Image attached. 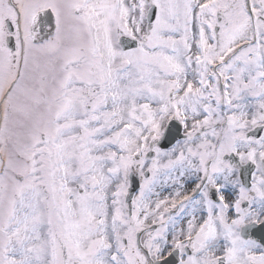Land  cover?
<instances>
[{"label": "snow or ice", "instance_id": "6c2138e0", "mask_svg": "<svg viewBox=\"0 0 264 264\" xmlns=\"http://www.w3.org/2000/svg\"><path fill=\"white\" fill-rule=\"evenodd\" d=\"M0 264H264V0H0Z\"/></svg>", "mask_w": 264, "mask_h": 264}]
</instances>
